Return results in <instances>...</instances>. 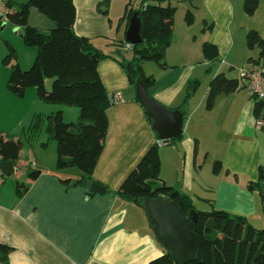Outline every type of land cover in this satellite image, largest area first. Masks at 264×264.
I'll return each mask as SVG.
<instances>
[{"label":"crops","instance_id":"0c3cea01","mask_svg":"<svg viewBox=\"0 0 264 264\" xmlns=\"http://www.w3.org/2000/svg\"><path fill=\"white\" fill-rule=\"evenodd\" d=\"M11 1L14 10L15 3L22 2ZM196 1L199 0L192 3L174 0L172 5L177 7L178 13L177 4L188 3L190 8H184L187 12L198 9ZM200 1L202 8L206 9L204 23L213 24L212 30L203 32V35L206 42L217 47L221 65L213 73L211 66L214 64L206 61L202 52L205 72L213 76L205 77L202 100L195 105L194 94L202 87L196 74L198 53L193 49L197 42L191 46L182 44L176 34L174 20L172 45L166 52L167 67L164 69L157 65L160 75L149 73L156 79L149 93L169 109L182 105L188 93L191 97L186 106L188 116L182 141L159 149L161 177L167 185L191 197L195 205L196 202L207 204L209 208L213 205L216 209L247 218L255 227L252 222L260 215V208L263 209L261 196L246 187L248 182L258 181L259 168H264V148L257 133V128H264L258 125L260 120L254 119L255 100L237 79L242 89L230 95H219L210 110L205 108L202 111V108L212 79L219 73H226L224 70L238 71L257 61L259 51L256 55L248 49L234 51V3L242 8L244 0ZM105 2H108L104 6L107 15L97 9L99 3ZM127 4L119 24L113 28L112 0H74L76 34L92 39L94 46L105 54L113 55L115 51L126 53L112 45L125 39L128 28L122 17ZM6 21L8 19L0 23V30L6 27ZM28 24L42 32L56 26L36 9H31ZM7 52L0 51V59ZM98 74L110 97L120 94V99L107 111L108 136L92 175V180L104 186L106 192L103 195L92 193L90 184L73 185L81 172L74 168L60 172L55 165L41 168L34 181L26 179L29 189L21 198L15 193L5 195L0 188V243L11 249L8 264H150L167 250L156 240V232L146 210L117 195L125 179L156 145L157 135L144 108L134 99V92L120 64L112 58L101 60ZM5 77L7 79L8 75L0 67V93H3L8 80ZM243 87L251 99L245 101L241 97ZM214 111H221V114L213 119L210 114ZM227 129H231V138L219 151L203 146V133L211 131L220 135ZM215 141L222 142L220 138ZM22 152L23 149L12 176L16 173L20 177L27 176V171L19 172L26 164L21 159ZM215 161L223 165L218 175L213 173ZM67 179L70 180L68 185L62 182ZM203 200L210 201V204ZM261 220L264 223V219Z\"/></svg>","mask_w":264,"mask_h":264},{"label":"trees","instance_id":"16d2710c","mask_svg":"<svg viewBox=\"0 0 264 264\" xmlns=\"http://www.w3.org/2000/svg\"><path fill=\"white\" fill-rule=\"evenodd\" d=\"M173 1L141 0L137 8L133 7V0L128 2L122 21H126L128 28L131 17L137 13L141 22L140 36L142 38L141 44L133 46L126 52L131 53L129 56L120 51H115L113 55L105 54L94 46L92 39L76 34L74 0H28L25 3H18L15 10L12 7V1L9 0L11 12L7 17L8 21L21 29L25 45L36 48V57L31 69L24 71L17 61L16 50L7 43L8 54L2 61L4 65H11L7 89L15 96L23 98L27 89L35 88L42 102L76 107L80 110L76 123H66L63 112L59 111L47 116L37 115L25 130L29 143L43 129L48 134L49 140L57 142V170L76 168L82 174L73 185L90 184V187L93 184L100 185L92 180V175L108 136L107 111L115 102L114 96L110 97L107 94L98 74L100 61L112 58L120 64L134 92V99L138 101L135 96L137 80L141 79L149 91L156 84L153 76L145 74L143 65L153 63L164 69L167 67L166 52L172 45L174 20L177 13V7L172 5ZM106 3L108 2L99 3L97 6L98 11L104 15L108 14L107 8L104 10ZM259 5L260 0H244L245 14L254 16ZM31 9L38 10L54 22L55 28L42 32L29 26L28 18ZM184 20L189 26L194 24L195 18L190 10L186 12ZM212 28L213 24L207 25L209 31ZM246 41L249 50L257 48L259 51L258 59L253 63L264 60V38L259 32L250 30L246 35ZM127 44L124 39L112 46L123 50ZM202 52L204 59L210 63L219 60V51L211 43H204ZM47 81H51L49 90L46 88ZM240 89L242 88L237 79H229L226 73L217 74L209 84L206 108L212 109L219 95H230ZM190 97L191 94L188 93L182 105L173 109L180 110L185 120L188 116L186 106ZM252 98L255 100L254 119L259 120L264 115V103L259 102L254 96ZM148 120L152 125L149 117ZM182 139L183 135L173 139L170 145H176ZM46 145L43 144V147ZM22 147L20 139L15 140L13 136L7 139L0 137V164L12 162L17 167ZM159 149L160 147L156 144L145 154L125 179L117 195L144 209L145 199L163 197L176 203L185 215L195 211L197 221L191 223V226L200 240V260L188 264H264V228L257 229L249 223L247 218L216 209L213 205L209 211L197 209L191 197L168 186L161 178ZM222 170V163L215 161L213 173L218 175ZM39 175L40 171H31L27 173V178L34 181ZM235 179H237L236 176ZM62 182L68 185L70 180H62ZM246 187L260 194L264 210V168L262 166L259 168L258 181L248 182ZM28 189V184L18 182L15 194L21 198ZM91 192L95 193L93 189ZM203 201L210 204L208 200ZM155 238L161 244L157 237ZM166 248L165 254L150 264H177L172 257L173 248L171 246ZM10 251V247L0 243V264H8Z\"/></svg>","mask_w":264,"mask_h":264},{"label":"rangeland","instance_id":"374dc122","mask_svg":"<svg viewBox=\"0 0 264 264\" xmlns=\"http://www.w3.org/2000/svg\"><path fill=\"white\" fill-rule=\"evenodd\" d=\"M19 0H17L18 2ZM25 3L28 0H21ZM130 0H112L113 8L111 11V19L113 28L117 27L119 24L120 16H122L125 4ZM141 0H133V7L137 8ZM193 1V0H192ZM192 1H188L192 3ZM15 3L14 8H16L17 4ZM198 4V9L193 8L190 11L193 13L195 21L194 24L189 26L186 24L184 17L186 14V10L190 8L188 3H180L177 4L179 7L178 13L175 16L176 21V34L178 33L181 43L184 45H192V43H196L193 46L194 51L198 53V63L196 65V74L200 78L202 87L197 90L194 94L195 97V105L198 104L202 100V96L204 94L203 87L205 85V77H211L212 75L206 74V67L204 64V60L202 58V45L206 42V37L203 35V32L206 33L209 31L207 29V25L204 23V20L207 18L206 9L202 8L201 1H196ZM235 5V15L232 21V30H233V46L234 51H248L253 52V55H256L258 49L249 50L246 41V35L250 30H257L259 34L264 38V0H260V5L254 14V16H248L244 12V4L242 8H238ZM196 4L194 5V7ZM185 8V9H184ZM185 10V11H184ZM243 15V16H242ZM242 17V19H240ZM16 27L13 26L9 21H6V27L0 30V51H8L7 42L10 44L17 52V61L22 70L27 71L31 69L35 60L36 48L28 47L24 44L22 37L20 36V32L17 30L15 32ZM206 29V30H205ZM122 33V32H121ZM120 34V33H119ZM189 34V35H188ZM124 34H121L123 38ZM197 38V39H196ZM3 49V50H2ZM8 52L4 55L3 58L0 59V67L4 70L7 79H9L11 73V65L2 64L3 59L6 57ZM131 53H129V56ZM34 58V59H33ZM211 67L213 68V73L217 71L219 65H221V58L219 60L212 63ZM246 66V65H245ZM244 66V67H245ZM4 67V68H3ZM143 68L147 74L154 73L160 75L161 70L157 67L156 64L153 63H145ZM225 69V68H224ZM227 73L229 79H239L238 71H228L224 70ZM150 75V74H149ZM5 77V80H7ZM7 82L4 86L3 93H0V137L7 139L10 136H13L15 140L20 139L23 144V152L21 155V159L23 162H26L24 166L20 168L19 172H31V171H39L41 168L50 167L55 165L57 167V142L53 140H49L48 134L45 132V129L40 132V134L31 142L27 141V137L25 134V130L32 124L34 118L37 115L47 116L52 113H57L59 111L63 112L64 121L66 123H76L78 121V117L80 114V110L76 107H69L65 105H54L47 104L42 102L38 98L37 90L35 88H29L26 90L25 96L23 98L17 97L12 94L7 89ZM241 82V81H240ZM46 88L49 90L51 88V81H48L46 84ZM193 86H190L192 89ZM195 88V87H194ZM246 101L247 99H251L248 91L244 88L241 94ZM206 100L203 103V110L206 108ZM204 113V112H203ZM221 114L220 112L214 111L210 116L218 117ZM262 121V125L264 128V115L259 119ZM255 121V120H254ZM212 124V123H211ZM258 137L261 140V144L264 148V130L261 128H257ZM233 130V128H232ZM231 129L225 130L220 135L212 134V132L203 133V146L211 147L216 149V152L219 151V148L225 145V141H229L231 138ZM220 138L221 143H216V139ZM43 144H47L43 147ZM217 145V146H215ZM221 149V148H220ZM213 167V165H212ZM79 172L78 169L74 168ZM209 170V169H207ZM61 172V171H60ZM162 176V175H161ZM162 178V177H161ZM27 176H21L19 173L15 174V176L2 177L0 176V188L5 195L13 194L16 191L17 183H25ZM163 179V178H162ZM169 186V185H168ZM197 209L201 211H209L210 208L207 204L196 202ZM264 217V210L260 208V215L254 219L252 224L255 228H264V223H261V219Z\"/></svg>","mask_w":264,"mask_h":264},{"label":"water","instance_id":"95a60500","mask_svg":"<svg viewBox=\"0 0 264 264\" xmlns=\"http://www.w3.org/2000/svg\"><path fill=\"white\" fill-rule=\"evenodd\" d=\"M141 22L138 14L134 13L130 19L129 27L125 33L126 43L133 46L141 44ZM18 28L15 29V32ZM23 37V33L20 32ZM135 96L144 108L148 117L152 120V129L159 141L167 143L183 135L185 118L180 110H173L157 102L149 93L141 79L135 85ZM0 173L3 177H9L15 173V165L12 162L0 164ZM93 191L103 195L106 188L93 184ZM145 210L151 219L157 239L164 246H171L172 257L177 264H188L200 260V240L192 230L191 223H196L197 213L192 211L185 215L178 205L163 197L147 198L144 201Z\"/></svg>","mask_w":264,"mask_h":264},{"label":"built area","instance_id":"2783aa9c","mask_svg":"<svg viewBox=\"0 0 264 264\" xmlns=\"http://www.w3.org/2000/svg\"><path fill=\"white\" fill-rule=\"evenodd\" d=\"M11 10L9 8V0H0V23L7 20ZM133 45L127 44L125 51H130ZM239 79L244 84V87L254 96L259 102L264 103V60L258 63H250L245 67L238 69ZM114 100L120 99V94L115 95ZM258 125L262 126V121H258ZM159 147L167 145L163 141H157Z\"/></svg>","mask_w":264,"mask_h":264}]
</instances>
